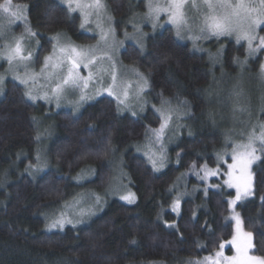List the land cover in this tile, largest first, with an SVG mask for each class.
<instances>
[{
	"label": "trees",
	"instance_id": "1",
	"mask_svg": "<svg viewBox=\"0 0 264 264\" xmlns=\"http://www.w3.org/2000/svg\"><path fill=\"white\" fill-rule=\"evenodd\" d=\"M15 2L29 7L28 20L38 33L41 46L40 61L51 51L53 42L49 36L57 32L67 33L78 43L94 39L80 29V17L68 13L56 0ZM109 6L119 22L145 10L142 0H110ZM165 55L170 59L159 63ZM234 57L245 59V47L226 41L217 68L190 44L178 40L171 27L151 36L143 53L132 44L122 52L125 64L133 66L135 62V67L150 75V100L158 103L156 94L163 91L168 98L179 93L190 105L191 115L184 120V127L167 144L169 160L160 173L154 172L134 148L146 143L147 125L158 126L151 108L139 117L117 115L114 103H108L111 98L102 97L87 103L78 114L60 111L49 117L56 129L47 148L54 168L38 177L26 174L28 165L36 163L41 146L35 140L41 129L37 122L47 107L29 102L23 87L9 81L0 100V184L6 190L0 206V264H183L202 259L216 250L219 241L229 240L233 225L226 219V201L234 191L210 189L204 196L202 182L187 175L190 192L194 187L199 190L183 198L177 216L170 205L180 191L174 188L170 192L169 187L186 172V166L197 159V154L215 166V153L224 147L225 134L204 114L212 103L209 91L216 87L222 72L230 77L224 90H233V80L240 72ZM261 61L260 57L250 62L248 75L254 77L259 72ZM110 146L117 151L103 155ZM177 152L182 157L179 164ZM117 159L130 178L136 204L113 198L101 214L79 231L67 227L64 231L47 232L44 219L48 211L74 192L71 177L91 167L93 177L85 187L103 192L112 182L116 169L113 162ZM253 176L255 195L240 202L237 211L245 230L253 233V252L264 256V159L254 164ZM164 221L175 223L179 231L167 228ZM133 239L136 243L130 242Z\"/></svg>",
	"mask_w": 264,
	"mask_h": 264
},
{
	"label": "snow or ice",
	"instance_id": "2",
	"mask_svg": "<svg viewBox=\"0 0 264 264\" xmlns=\"http://www.w3.org/2000/svg\"><path fill=\"white\" fill-rule=\"evenodd\" d=\"M68 13H79L81 22L79 27L94 22L98 39L95 44L77 45L65 34L57 32L50 39L53 42L51 52L44 55L42 61L36 53L39 49L38 33L31 27L27 18V5H16L13 0H3L0 3V17L7 20L8 25L22 22V33L19 36L6 35V29L0 24V40L4 43L0 45V61L7 65L6 71L0 73V95L4 94V82L7 75L18 81L23 86V95L30 101L44 100L47 103L55 102L57 108L62 103L72 107L74 112L89 102H96L102 97H109L108 103L115 105V113L122 115L129 113L132 117H138L149 105L148 96L151 94L150 75L134 66L128 67L118 60V53L124 45V40L118 38L117 27L114 17L107 9L105 0H61ZM190 0H145L144 7L147 9L142 16L137 18L134 14L129 18L133 34L130 36L127 29L124 30L125 39L136 41L139 52L145 50V39L147 33L143 31L145 24L150 25L155 31L157 28L169 24L173 27L175 37L178 40H190L195 50H204L199 44L202 40L215 39L219 41L222 37L235 40L237 45L242 42L247 56L257 54L264 55V0H259V5H255L246 0H202L203 11L193 20H189L186 12ZM192 7H199L192 0ZM94 16V21L90 18ZM163 17V21H162ZM27 41V43H26ZM224 45L221 43L215 54L209 52V59L213 63L217 62L223 55ZM170 59L163 56L159 63H167ZM233 62L243 66L247 62V57L241 60L234 57ZM40 64L39 71L34 65ZM129 74L135 76L136 86L134 96L130 89L132 84ZM261 79L264 80V63L260 64ZM45 81L40 84V80ZM232 96L236 97L233 105L234 112H247L248 108L240 99L243 95L238 88L234 89ZM159 107L151 105V110L155 114L157 127L147 125L144 132L146 143L143 145V155L151 165L154 172H162L168 163L169 154L167 144L177 136L184 127L183 121L191 115L189 102L181 99L177 93L173 98L166 97L163 91L156 94ZM264 110V109H262ZM212 119L211 115L209 117ZM36 117L33 120L36 121ZM39 130L35 140L39 143L42 135ZM189 135H192L189 130ZM111 145V142H108ZM137 152H141L139 145L135 146ZM116 147L110 146L103 150V155L115 153ZM181 154L177 152L176 163L181 162ZM264 159V121H257L256 124L249 125L248 131L241 134L239 140L230 135H225L224 147L216 151L214 165L200 159L192 160L186 166V172L169 187L173 191L177 184L187 175H194L202 182L204 196L208 195L210 189H232L226 203L229 209V216L226 218L234 224V234L230 240H221L216 245V250L204 256L200 260L189 261L188 264H264V256L253 252V233L243 228V219L237 211L238 202L255 195L254 176L251 171L252 165ZM36 164H29L25 171L36 174L43 171L45 165L41 164L40 150L37 149ZM109 163H112L111 161ZM84 169H81L73 179L81 181L85 179ZM89 173L94 169L89 167ZM183 186V185H181ZM199 190L193 188V191ZM109 191L114 192L120 200L126 204L134 205L137 202L136 194L127 189L121 183L119 189H112L109 186L105 194H93L92 203L87 208H79L73 219L66 211H61L58 216H53L46 224V230L63 229L65 225L76 227L77 224L84 223V217L95 215L102 210L106 202V195ZM184 192L175 195L170 209L177 216L180 215L181 197ZM264 201V197H261ZM77 204L80 201L76 202ZM68 207L67 204L64 205ZM75 206V205H73ZM195 218V212H193ZM47 219V218H46ZM167 228L176 229L175 223L164 221ZM131 243H136L133 239ZM204 247V245H200ZM234 249V255L227 256L224 249Z\"/></svg>",
	"mask_w": 264,
	"mask_h": 264
},
{
	"label": "rangeland",
	"instance_id": "3",
	"mask_svg": "<svg viewBox=\"0 0 264 264\" xmlns=\"http://www.w3.org/2000/svg\"><path fill=\"white\" fill-rule=\"evenodd\" d=\"M56 1H58L60 4H62L61 0H56ZM109 1L110 0H105V3L107 5L108 11L112 15L111 10H110V6H109ZM142 1H144V3H145V0H142ZM159 2L163 3V2H165V0H159ZM194 2L199 7H192L191 6L192 0H190V4L186 8V12H187V15L189 17L190 22H191V20L197 18L199 16V13L201 11H203V8L201 6L202 0H194ZM232 2L235 3L236 0H232ZM246 2L255 4V5H259V0H246ZM13 3L16 4V5H21V6L26 5V4H18V3L15 2V0H13ZM62 5L65 6L64 4H62ZM146 10L147 9L145 8L144 11L137 13L136 14L137 18H139V16H142L143 13L146 12ZM28 11H29V7L27 5V12H26L27 18H28ZM71 14L79 16V13H71ZM90 19L92 21H94L95 18L93 16ZM162 21H163V17H162ZM80 22H81V18H80ZM21 23L22 22H17V23H14L12 25H8L7 20H5L2 17H0V24H3L6 29L10 28V31H6V35H8V36H11V35L19 36V35H21V33H22ZM114 23H115V25L117 27L118 38L121 39V40H124V45H123V47L120 48L119 53H118V57H117L118 60L123 62V60L121 58V54L125 50L126 46L132 44V45H135V46L138 47V45H137L135 40H133V39H125L124 36H123V32H124L125 29H127V31H128L130 36L133 34V29H132L131 24L129 23V19H127L126 21H123V22H119L114 17ZM166 27H171L173 29V27L171 25H169V24H165L163 27L157 28L155 31H153L151 29L150 25L145 24L143 26V31L145 33H147V37H146V39L144 41L145 49H146L147 42H148L149 38L151 36L155 35L156 33L162 31ZM81 30L84 33H86L87 35H89L91 37H94L93 41L89 42V43H78V42H75L74 40H72L71 37L67 33H65V32H60V33L65 34L72 42L76 43L77 45H91V44H95L96 43V40L98 39V35H97L96 30H95V23L94 22H91V23L85 25V28L81 29ZM260 35H264V33H260ZM51 37L52 36H49V38H51ZM180 41L184 42V43H188L192 47V42L190 40H186L185 39V40H180ZM226 41L235 42L234 39L228 38V37H222L219 41H217L215 39L202 40V41H199V44L202 46V48L204 50H195V49H193V47H192V49L195 52H197L199 54H202V55L206 56L209 59V52L215 54L216 51H217V48L222 43L224 45L223 55L219 58V60L217 62L213 63V65H216L215 67L218 68V66H220L221 58H223V56H224V52H225V49H226ZM3 43H4V41L0 40V45H2ZM26 43H27V41H26ZM240 45L244 46L243 42ZM40 47L41 46H40V43H39V49H38V51L36 53L38 58H39ZM50 52L48 54H50ZM48 54H46V55H48ZM246 57H247V62L243 66L239 67L240 72L236 75V77L233 80V84H234L233 90L238 88L239 90L242 91L243 95L240 97V99L243 101V103H245L247 105L248 111L244 112V113L234 112L233 111V105H234V102L236 100V97L231 95L233 90L231 92L229 90L227 93L224 90L225 87L229 86L230 79H228V78H230V77H229V75L227 76L226 73L222 72L221 77L215 83L216 87L214 85V88H211L210 91H209V92H212V103L210 105L209 110H207V112L204 114L205 117H208V118L211 115L212 119H210V120H213L215 125L218 128H220L224 132L225 135H230L236 140H239L241 138V134L242 133H246L248 131L249 125L256 124L257 121H264V110H262V109H264V80L261 79L260 70L254 77H252L251 75H248V72H247L248 71L247 68L249 67L251 61L257 60L258 58L261 57V59H262L261 63H264V55L257 54V55H254V56H247V53H246ZM38 64L39 63H36L34 65V68H35L36 71H39L40 65H38ZM123 65L131 67L130 65L125 64L124 62H123ZM6 68H7V65L4 64L3 61H0V69H1L0 73H4L6 71ZM136 79L137 78L135 76H132L131 74H129V80H130V82L132 84V89H130V93H131L132 96H134V94H135L134 93V89H135V86H136V83H135ZM227 80H228L229 83L227 82ZM9 81H13V82L18 83V81L12 79V76L10 74L7 75L6 79H5V82H4V85H3L4 94L0 95V100L5 96L6 85H7V83ZM44 83H45V81L43 79H41L40 80V84H44ZM228 89H230V88H228ZM217 99H218V102H217ZM148 100H149V105H148L147 109L151 108L152 104H156L157 107H159L158 103L153 102L149 98H148ZM28 101L33 103V104H36V105L42 103V104H45L46 107H47V112L45 114H43L42 117H40L39 121L37 122L39 127L41 128L39 130L41 133H45V130H47V133L42 135L41 141L39 142V145H41V146L38 147V149L40 150V154H41L40 163L45 165L43 171L33 175V177H38L41 174H43L44 172L48 171L49 169H53L54 168L53 164L51 163V161H50V159L48 157V149L47 148H48L49 143L51 142V140L55 136V130L56 129H55L54 121L52 119H49V117L53 113H57V112H60V111H71V112H74V111H73L72 107H70V106H68L67 104H64V103H62L61 106L59 108H57L56 105H55V102L47 103L44 100H38V101H35V102L30 101V100H28ZM82 108L80 109V111H82ZM80 111L78 113H80ZM144 112H142V113H144ZM74 113L78 114L77 112H74ZM142 113H139V116ZM124 114H127V113H124ZM185 119H187V118H185ZM196 121H197V119H196ZM183 123L185 124V121H183ZM43 141H45V143H42ZM144 144H141V145L139 144V146H141V148H142V151L138 152V153L141 154L147 160V158L143 155V145ZM36 155H37V153H36ZM113 165H114V167L116 169L114 171L115 174L113 176L112 182H111V184L109 186H111L112 189H119L121 183H123V185L127 186L128 190L133 192V190L131 188L130 178L128 177V174L126 173V171L123 169L122 164L120 163V159L115 160L113 162ZM253 166H254V164L252 165V169H251L252 173H253ZM26 174L32 175L28 171H26ZM84 175H85L86 178L81 180V181H79V182L72 178L75 175L71 177V181H72L73 187H74L73 188L74 192L71 195H69V197L64 202L60 203L58 206H55V207L51 208L48 211V213H47V215H46V217L44 219L45 224L50 222V219L53 216H58L61 211H66L71 218L76 219V218H78L76 216V213H77L79 208H87L89 205H91L93 194H100L102 196L105 194V191L98 192L96 190H92V189L86 188L85 184H86L87 181L90 180V178L93 177L92 176L93 174L89 173L87 170H85L84 171ZM181 185H183V186H181ZM187 185H188L187 177H184L180 181V183L177 184V186L175 188L176 191H178V192L179 191L180 192L183 191L185 193L181 197V201L183 200V198H186L188 196H193L196 193V191H193V189H191L192 192H190V190H189L190 188L188 189ZM109 186H108V188H109ZM194 188H197V187H194ZM228 190H232V189H228ZM5 191L6 190H5L4 184H0V206H2L4 204V199L2 197V194ZM232 191H234V190H232ZM113 198L119 199V197L117 195H115L114 192L109 191L108 194L105 197L106 202L103 204L102 210L97 211L95 215L84 217V223L77 224L76 227H73L72 225L68 224V225H65V227L62 230L61 229H53L52 231H64L67 227H71L74 230L79 231L83 227L87 226L94 217H96L99 214H101V212L105 208L107 202L109 200L113 199ZM247 199H243L240 202H243V201H245ZM77 201H80V203L77 204L76 203ZM120 201H122V200H120ZM122 202H124V201H122ZM240 202H238V204ZM65 204L68 205L67 208H65V206H64ZM73 205H75V206H73ZM180 210H181V207H180ZM227 221L232 223V225H233V234H234V224H233V222L230 221V220H227ZM243 228H244V226H243ZM45 230H46V225H45ZM244 230H245V228H244ZM46 231L48 232V230H46ZM52 231H49V232H52ZM228 250H229L228 247H226L224 249L225 255L232 256V255L235 254L234 253V249L231 250L232 253H230V254L227 253ZM183 264H188V263H183Z\"/></svg>",
	"mask_w": 264,
	"mask_h": 264
}]
</instances>
